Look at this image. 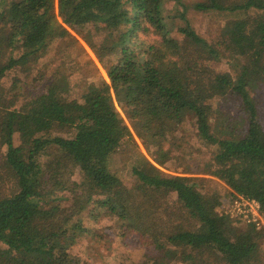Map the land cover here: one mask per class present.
Wrapping results in <instances>:
<instances>
[{"label":"trees","instance_id":"1","mask_svg":"<svg viewBox=\"0 0 264 264\" xmlns=\"http://www.w3.org/2000/svg\"><path fill=\"white\" fill-rule=\"evenodd\" d=\"M189 9L234 19L213 43L192 27ZM89 29L102 34L98 44L85 36ZM70 30L85 37L109 80L101 77L73 100L38 68L55 41L71 38L84 52ZM117 50L121 57L109 65L105 56ZM206 58H226L232 71L216 72L199 61ZM256 87L264 91V0L0 1V264H71L65 240L72 231L73 244L82 235L80 216L90 204L92 214L113 219L156 255L144 264H249L264 231L235 230L199 189L201 178L161 168L173 154L168 137L191 115L208 152L203 173L232 197L256 201L264 219ZM229 96L240 103L241 135L212 122ZM115 102L146 150L155 148L151 159L136 154L131 186L112 168L132 138ZM67 167L79 170L85 191L66 177Z\"/></svg>","mask_w":264,"mask_h":264},{"label":"rangeland","instance_id":"2","mask_svg":"<svg viewBox=\"0 0 264 264\" xmlns=\"http://www.w3.org/2000/svg\"><path fill=\"white\" fill-rule=\"evenodd\" d=\"M184 1L192 4L200 0ZM172 12L171 3L165 4V13ZM187 18L199 34L213 43L216 42L215 40L221 32L222 25L234 19L232 15L226 13L199 12L192 9L187 11ZM57 21H60L58 17ZM70 33L82 45L84 52L79 53L74 48L73 39L71 38L62 42L55 41L50 46V53L46 56L44 63L38 64V68L40 72L47 74V78H52L60 86L61 97L63 99L73 100L81 91L87 89L88 86L98 83L101 77L107 82L109 80L104 66L100 64L93 51L86 44L85 37L83 39V37L78 36L71 30ZM85 36L88 38L91 36V40L97 44L102 38V34L95 33L93 29H89ZM120 57L121 52L117 50L114 53L106 55L104 60L109 65H112ZM225 59L213 61L206 58L199 61L216 72H231V64H228L227 59ZM77 68L78 71H75ZM9 84L7 82L8 88L10 87ZM18 91L24 93L25 89L22 87ZM250 94L256 104L259 119L264 124V91L256 87L250 91ZM115 105L123 120L130 128L132 138L126 141L118 151V154L113 159L112 168L124 179L128 186H131L132 175L130 167L132 161L137 156L136 154H142L151 159V154L155 148L151 147L150 151L146 150L136 135L134 126L116 102ZM217 110L212 121L215 126L221 122L224 124L225 122L229 123V130L233 132L231 135L234 134L236 136L237 134L241 135L245 131L246 126L245 124L243 125L242 111L238 99L231 98V96L226 97L220 101ZM1 114L2 110L0 109V117ZM174 138L169 136L168 139L171 140L170 142H173L165 145V147L172 148L173 154L171 159L161 168L162 172L170 175L201 178L199 189L216 202L218 213L226 216L231 221L232 227L237 231L248 227L242 219L231 217L226 213L234 198L230 195V190L216 177L203 173L208 152L206 151L207 148L199 145L196 140L191 115L185 116L184 122L176 130ZM66 177L75 182L83 191L86 190L85 180L78 169L67 167ZM60 196L58 195V197ZM170 199L173 201L174 196H170ZM62 204H69V202L63 201ZM91 210H93L92 204L88 205L87 209L80 216L83 232L76 242L73 244V240L70 241L73 238V231L65 240V246L69 247L71 253V264H144L156 262V255L153 256L150 249L143 246L136 235H123V228L119 227V223H116L113 219L110 220L103 213L96 214L94 211L95 214H92ZM94 215L97 217L94 218ZM261 230L264 231V229ZM247 261L249 264H264V240L260 248L255 250Z\"/></svg>","mask_w":264,"mask_h":264},{"label":"built area","instance_id":"3","mask_svg":"<svg viewBox=\"0 0 264 264\" xmlns=\"http://www.w3.org/2000/svg\"><path fill=\"white\" fill-rule=\"evenodd\" d=\"M226 213L231 217L242 219L244 223L255 227L256 230L264 229V219L260 213L259 204L254 200L235 194Z\"/></svg>","mask_w":264,"mask_h":264}]
</instances>
